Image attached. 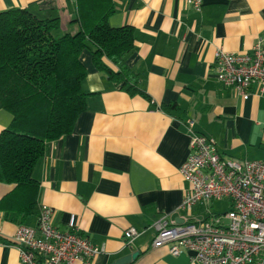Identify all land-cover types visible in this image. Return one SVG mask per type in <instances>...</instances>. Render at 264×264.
Masks as SVG:
<instances>
[{
  "label": "crops",
  "instance_id": "1",
  "mask_svg": "<svg viewBox=\"0 0 264 264\" xmlns=\"http://www.w3.org/2000/svg\"><path fill=\"white\" fill-rule=\"evenodd\" d=\"M113 28L136 31L126 64L139 75L142 95L118 90L84 50L87 109L74 131L48 144L33 172L37 205L54 209V225L68 229L72 215L103 253L89 263L113 264L138 253L128 264H192L187 253L172 256L154 248L153 225L163 216L177 224L203 218L207 207L181 209L188 187L180 168L190 155L187 126L215 140L223 156L264 160V94L249 99L216 80V50L251 52L264 44V0H204L194 12L184 0H113ZM28 8L41 17L58 16L63 30L76 17L75 0H0V12ZM78 30V26L71 28ZM111 67L112 64L106 60ZM177 109L166 111L165 106ZM0 110V134L10 126ZM16 186L0 183V264H21L13 239L19 225L38 215H20ZM216 204L209 205L213 210ZM141 232L131 245L124 232Z\"/></svg>",
  "mask_w": 264,
  "mask_h": 264
},
{
  "label": "trees",
  "instance_id": "2",
  "mask_svg": "<svg viewBox=\"0 0 264 264\" xmlns=\"http://www.w3.org/2000/svg\"><path fill=\"white\" fill-rule=\"evenodd\" d=\"M75 9L67 30L58 16L41 17L28 8L0 12V110L13 117L0 134V183L16 186L20 215L39 214L36 164L49 143L74 131L87 109L84 50L118 90L130 96L144 93L139 75L125 62L135 48L136 31L109 25L113 0H75ZM76 25L78 30H72Z\"/></svg>",
  "mask_w": 264,
  "mask_h": 264
},
{
  "label": "built area",
  "instance_id": "3",
  "mask_svg": "<svg viewBox=\"0 0 264 264\" xmlns=\"http://www.w3.org/2000/svg\"><path fill=\"white\" fill-rule=\"evenodd\" d=\"M194 12H201L204 0H184ZM216 80L247 100L264 94V44L256 42L251 52H215ZM187 126L190 155L180 168L187 183L182 210L207 207L201 219L177 224L163 216L153 225L154 248L166 246L172 256L189 255L192 264H264V160L238 161L223 156L215 140ZM226 201L229 208L214 213L211 203ZM54 209L41 205L36 224L18 226L13 242L21 264L89 263L103 253L82 234L72 215L68 229L57 228ZM141 235L135 228L124 232L131 245Z\"/></svg>",
  "mask_w": 264,
  "mask_h": 264
},
{
  "label": "water",
  "instance_id": "4",
  "mask_svg": "<svg viewBox=\"0 0 264 264\" xmlns=\"http://www.w3.org/2000/svg\"><path fill=\"white\" fill-rule=\"evenodd\" d=\"M139 254L138 253H134L128 256H125L119 260H117L116 262H114L113 264H128L130 263L132 260H134Z\"/></svg>",
  "mask_w": 264,
  "mask_h": 264
},
{
  "label": "rangeland",
  "instance_id": "5",
  "mask_svg": "<svg viewBox=\"0 0 264 264\" xmlns=\"http://www.w3.org/2000/svg\"><path fill=\"white\" fill-rule=\"evenodd\" d=\"M226 211V205L225 204H216L215 208L213 209L214 213H223Z\"/></svg>",
  "mask_w": 264,
  "mask_h": 264
}]
</instances>
